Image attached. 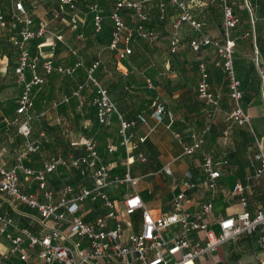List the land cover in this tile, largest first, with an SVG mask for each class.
I'll use <instances>...</instances> for the list:
<instances>
[{
	"label": "crops",
	"instance_id": "1",
	"mask_svg": "<svg viewBox=\"0 0 264 264\" xmlns=\"http://www.w3.org/2000/svg\"><path fill=\"white\" fill-rule=\"evenodd\" d=\"M20 1L27 7L36 29L42 24H46L48 28V22L44 19L41 8H35L30 0H0L7 20H10L15 2ZM263 1L252 0L254 4L258 5V16L264 13ZM201 3L205 5L204 8L208 9L202 16L198 13ZM189 5L194 16L204 24L205 34L222 42L220 26L223 16L220 5L216 4L212 7L208 5L207 0H189ZM237 14L240 16L241 22L232 32L233 37L244 35L251 29L247 13L237 11ZM157 15L154 10L150 26L156 29L163 28L167 33L166 39L160 38L156 44H150L143 39L136 38L132 44L133 54L123 60L118 58L116 52L108 49L115 55V61L110 59V61L104 62L97 56L88 58L85 62L79 57L71 65H65L59 62L57 56L55 58L56 53L62 44L68 47L71 52L74 51L64 39L63 42H57L56 33L47 35L43 39H37L40 43L35 50L34 45L37 40L30 43L31 56L39 58V62L36 70L26 71L27 80H31L36 74L44 77L45 83L34 89L35 106L31 124V139L39 142L41 148L38 152L22 158L24 166L34 170L39 169L52 155L59 152L81 156L84 153L85 141L94 138L97 150L104 162L113 165L111 176L124 179L130 175L132 178L139 179L137 186L139 195L148 210L154 216H159L171 209V199L180 191L181 180L187 172H190L193 176L192 180L200 185L203 179V155L211 152L215 157V168L222 177L219 180L214 200L215 214L209 217V220L236 217L242 211L240 205L242 197L247 199L249 209L252 211L264 208V175L261 178L255 177L259 169V162L255 159L257 154L255 136L249 127L232 124L230 113L233 104L230 98L229 83L218 62H214L217 56L215 60L212 58L213 53L216 55L214 49L203 47L198 52L193 51L189 42L198 38L199 34L185 25L181 29L180 50L177 54L172 55L170 52V26L159 23ZM176 17L175 13L169 22ZM125 18L127 23L128 18L131 19L129 15H126ZM259 19L261 18L259 17ZM130 21L132 23V20ZM244 21H246V26L240 29L239 27ZM259 24L258 22L256 28V43L252 37H248L237 43L235 49V66L237 67L235 68L243 91L242 107L250 115L252 129L257 136L255 123L260 120L264 121V31ZM130 26L133 27V23ZM79 29L78 27L73 30ZM7 35L6 31L0 30V166L12 169L18 165V160L26 146L25 138L18 133V125L15 124L16 119L20 118L21 120L17 109L18 100L23 92L19 76L15 73L18 54L16 56L14 53L9 55L8 46L10 45L6 39ZM166 40H168L167 43H164ZM140 42L153 45L155 48L151 49L149 45L140 46ZM259 42L262 44L259 45ZM40 45H43L41 50L38 48ZM246 46L249 49V55L241 54V48ZM255 46L259 51L258 55H256ZM167 53L172 58H166ZM256 56L258 60H256ZM46 60H52L55 66L71 68H74L76 64H81V66L72 75L66 76L54 72L46 76L43 71V63ZM98 60L101 61V64L94 77L108 90L120 116L125 121L135 123L128 131L133 145L130 155L122 145L118 117H114L110 127L99 124L96 118V108L93 105L95 93L92 85L84 89L81 98H72L69 103L63 104L57 109L52 108L54 101L62 96H71L80 85L88 82V69ZM201 64L205 65L209 75L211 92L221 97L218 108L207 104L198 96L199 66ZM83 70L87 80L82 83H73L71 78L77 72L82 73ZM102 74H107L110 81L102 83ZM59 76L66 78L65 86H68V92L63 93L60 97H55ZM73 101L72 106H69ZM155 104L164 107L165 110L162 114L157 113ZM231 126L228 135H225L224 133ZM192 135L201 140V149L191 156H185L183 155V145L193 143ZM263 136L264 132L258 137ZM143 138L144 142L141 141ZM22 141H24L23 145L19 146ZM111 146L116 147L113 153L109 152ZM217 154L221 157H218ZM141 156L144 161L141 160ZM128 158H131L132 165L130 167L126 166ZM168 165L171 167L172 176H168L164 172V168ZM158 174L163 175V179L155 180L150 184L154 188L153 192L157 202L156 208H154L149 206L150 196L154 193L145 190V188L140 189L139 185L141 179ZM67 184L74 185L78 192L83 186H90L83 182L77 171L67 173L58 170L48 177V187L51 190L58 191L59 187ZM237 184L243 185V193H234L233 189ZM20 189L25 194H35L41 197L38 183L24 175L21 176ZM110 192L112 198L119 203V207H122L124 195L131 193L132 190L129 186L123 185L113 187ZM57 201L58 198L55 199V203ZM208 201H210V193L202 185L197 190L187 192V206L193 212H199L200 206ZM25 210L29 212L28 209ZM158 210L161 212L157 213ZM108 212L109 210L101 201L87 202L81 207V213L87 222H92L96 217L106 215ZM129 221H137L140 224L141 213L125 222ZM22 223L24 226H29L28 219L23 218ZM112 225L113 223L110 224V226ZM33 229L39 230L37 227H33ZM241 238H243L242 248L245 250L252 242L249 237ZM7 249V243L6 246L0 243V251L6 252ZM39 250L37 248L29 252L31 258L28 262L23 263L18 259H13L10 262L40 264L37 259ZM262 256L261 252L258 257ZM256 258V255L249 254L247 257H239L237 262L253 264ZM211 259L210 256L205 257L198 264H209ZM8 263L9 261H4V264Z\"/></svg>",
	"mask_w": 264,
	"mask_h": 264
},
{
	"label": "built area",
	"instance_id": "2",
	"mask_svg": "<svg viewBox=\"0 0 264 264\" xmlns=\"http://www.w3.org/2000/svg\"><path fill=\"white\" fill-rule=\"evenodd\" d=\"M113 9L109 19L113 25L112 41L107 47L116 52L120 60L133 54L132 44L136 38L143 39L151 44H156L161 38V32L150 26L152 11L158 14L161 24L169 25L170 52L177 54L182 44L181 29L188 25L197 34L198 38L192 39L189 46L198 52L203 47L213 48L218 65L227 77L230 89V98L233 109L230 119L235 126H247L252 130L257 145L255 159L259 162V169L255 175L261 178L264 175V136L259 138L252 129L250 115L243 109V91L241 80L235 68L236 39L232 32L241 22L237 11H245L249 17L251 29L238 40L243 41L252 37L256 43V28L259 22L258 5L252 0H207L208 5L214 7L219 4L222 9V24L220 30L223 41H217L204 32V24L193 14L189 0H109ZM62 12L70 13V23L74 29L78 28L75 0H59ZM176 13V19L169 22ZM89 14L93 16V30L101 33L105 17L101 5L93 2L89 6ZM131 18L133 27L130 26L125 16ZM0 30L8 33V44L17 50L18 62L15 73L23 86V92L18 100L17 114L20 118L15 120L18 133L25 138V150L18 160L19 163L12 169L0 166V237L8 244L6 252L0 251V264L4 261L18 259L20 262L30 260V251L39 248L37 259L40 264H198L205 257H213L217 249L228 242L246 236L252 244L260 248L262 257L256 255L253 264H264V208L252 211L246 198L242 197L240 205L242 211L236 217L224 219L209 217L215 214V197L221 179V173L216 170L215 157L211 152L203 155V179L195 183L192 174L187 172L181 180V189L171 199V209L159 216H154L146 207L139 195L137 186L139 179L128 175L126 178L111 176L113 165L104 162L97 150L94 138L87 139L84 143V153L81 156L57 153L52 155L43 167L30 169L24 166L22 158L40 150L39 142L32 140V121L35 106L34 89L45 83V78L33 75L27 80L26 71L36 70L39 58H33L30 52V43L43 39L50 34L47 25L42 24L35 28L34 21L28 13L23 2H15L14 10L7 20L0 4ZM57 42H63V35L56 34ZM43 45L38 46L41 50ZM256 55L259 54L255 46ZM256 60L258 57L256 56ZM101 61H96L88 69V82L80 85L71 96H62L52 103V108L57 109L69 103L72 98H81L84 89L89 85L94 87L95 96L93 105L96 108V118L100 125L110 127L114 117L119 119V134L122 145L128 155L132 153L133 145L128 131L135 125L134 122L125 121L117 111L115 103L105 89L94 77ZM81 64L74 68L55 66L52 60L43 63L46 76L54 72L61 75H72ZM200 81L197 92L200 99L207 104L219 107L220 95H214L210 89L209 75L204 64L199 66ZM264 101V96H263ZM159 114L164 112V107L155 104ZM144 121V119H141ZM224 133L228 135L230 129ZM193 143L183 145V155L191 156L201 149V140L192 135ZM142 142L145 139H141ZM115 146L109 148L113 153ZM142 161L144 158L140 157ZM132 165L131 158L126 161V166ZM63 170L67 173L77 171L83 182L78 192L74 185L67 184L59 187L58 191L49 189L48 177L56 171ZM168 176H172L171 167L164 168ZM34 179L39 186L41 197L35 194H25L20 189L21 176ZM129 184L132 192L124 195L122 207L111 196L113 187ZM204 186L210 193V201L200 206L199 212H193L187 206V192L197 190ZM234 193H243L241 184L235 185ZM58 198L57 203L55 199ZM103 202L109 210L106 215L98 216L92 222L85 221L81 207L87 202ZM28 209L29 212H27ZM141 213L140 224L126 220L132 219ZM28 219L29 226H24L22 219ZM113 223L112 226L110 224ZM33 227H37L38 231ZM235 264H249L237 262Z\"/></svg>",
	"mask_w": 264,
	"mask_h": 264
},
{
	"label": "rangeland",
	"instance_id": "3",
	"mask_svg": "<svg viewBox=\"0 0 264 264\" xmlns=\"http://www.w3.org/2000/svg\"><path fill=\"white\" fill-rule=\"evenodd\" d=\"M32 5L35 8H41V11L43 12L44 19L48 22V29L50 34L53 33H58L63 35V39L68 43L69 47L74 51L71 52L68 47H66L64 44H62V47L60 50L56 53L55 58L57 56V59L59 62L65 64V65H71L77 58H81L86 62V59L88 58H95L99 56L100 58L103 59L104 62L110 61V59L115 61V55L110 52L107 48L106 45H102L101 43L96 40V35L93 32L92 29V21H91V15L88 12L87 6H89L93 2H98L101 5L102 11H103V16L105 17V25L108 27L109 32L111 31V23L109 19V15L111 13V10L113 9V3L109 0H86L85 3L81 2L80 0H77V19L78 20V27L80 28L79 30H73V26L70 23V13L67 12V10H64V13H62L63 18L62 19H56L54 18V13H58L59 11H62L59 5V0H30ZM264 4V1H263ZM204 4L201 3L200 8L198 9L199 15H203L204 12L208 11L207 8H204ZM60 9V10H59ZM154 13V10L152 14ZM260 15V14H259ZM261 19L259 21V25L264 31V13L259 16ZM131 19L128 18V23L129 25L131 23ZM156 26V25H155ZM246 26V21H244L241 26L239 27L240 29ZM88 29V30H87ZM239 29V30H240ZM158 30L161 32V38L163 40L166 39V31L158 27ZM240 32V31H239ZM48 34V35H50ZM168 40L164 41V43H167ZM151 44V43H150ZM143 45H149L145 44L144 42H140V46ZM149 47L152 49L155 48L153 45H149ZM75 53V54H73ZM241 54H246L249 55V49L246 46L245 48H241ZM172 58V56L168 53L166 54V58ZM212 58L215 60L216 55L213 53ZM142 61V60H140ZM214 62H218V59H216ZM65 77L59 76V84L57 85L56 91H55V97H60L63 93L68 92V86H65ZM71 80L73 83H82L85 82L86 79V74L85 71L83 70L81 72H77ZM109 76L107 74H102V79L101 82H109ZM88 97V94L86 95ZM74 101L69 105L72 106ZM255 129L258 134V136H261L264 132V121L260 120L255 123ZM40 140L39 138H37ZM24 141L22 143L20 142L19 146H22ZM252 153V152H251ZM218 155V154H217ZM218 157H221V155H218ZM163 175H153V177H146L145 179H141L140 182V189L145 188V190L150 192L154 191V188L151 187V183H154L155 180L161 181L163 179ZM127 186L131 187L129 184ZM154 193V192H153ZM156 199H155V193L154 195L150 196V203L149 206H153L156 208ZM158 212H161V210H158ZM130 221L126 223V225H129ZM242 239L239 238L238 240L228 242L226 244L221 245L216 253L214 254V258L212 257L211 261H209V264H235L237 263V260L239 257H247L249 254L252 255H261V250L258 247H255L252 243L248 244V247L244 250L242 248ZM0 243L5 244V240H2L0 238ZM8 264H14L9 261Z\"/></svg>",
	"mask_w": 264,
	"mask_h": 264
},
{
	"label": "trees",
	"instance_id": "4",
	"mask_svg": "<svg viewBox=\"0 0 264 264\" xmlns=\"http://www.w3.org/2000/svg\"><path fill=\"white\" fill-rule=\"evenodd\" d=\"M81 2H84L85 3V1L86 0H80ZM75 2H76V6H78L77 4V0H75ZM90 6V5H89ZM89 6H87V9H88V12H89ZM60 8V7H59ZM78 8V7H77ZM60 10V9H59ZM68 12V11H67ZM62 13H64V12H62V11H59V14L58 13H54V18H56V19H62L63 18V15H62ZM91 15V14H90ZM69 19H70V16H69ZM91 21H92V29H93V16L91 15ZM110 23H111V31L109 32L108 30H110V29H108V27L105 25V22H104V26H103V30H102V32L101 33H95L94 32V30H93V32L95 33V35H96V40H98V42L99 43H101L102 45H106V47H108L109 45H110V43H111V41H112V33H113V25H112V22L110 21ZM240 36H237V37H233V35H232V38L233 39H236V47H237V43H240V41L238 40V38H239ZM40 43V41H35V45H34V50L36 49V47H37V45ZM260 44H262V43H260L259 42V45ZM9 47V55L11 56L13 53L15 54V56L18 54V52H17V50L16 49H14V48H12L11 46H8ZM32 54H33V51H32ZM34 55V54H33ZM234 58H235V56H234ZM236 67V66H235ZM237 68V67H236ZM238 72V71H237ZM94 114H95V112H94Z\"/></svg>",
	"mask_w": 264,
	"mask_h": 264
}]
</instances>
